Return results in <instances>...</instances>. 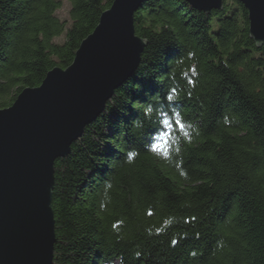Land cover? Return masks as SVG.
I'll return each instance as SVG.
<instances>
[{
	"label": "trees",
	"instance_id": "1",
	"mask_svg": "<svg viewBox=\"0 0 264 264\" xmlns=\"http://www.w3.org/2000/svg\"><path fill=\"white\" fill-rule=\"evenodd\" d=\"M113 1L0 0V109L68 67ZM135 26L138 70L56 160L53 264H264V43L248 9L144 0Z\"/></svg>",
	"mask_w": 264,
	"mask_h": 264
},
{
	"label": "water",
	"instance_id": "2",
	"mask_svg": "<svg viewBox=\"0 0 264 264\" xmlns=\"http://www.w3.org/2000/svg\"><path fill=\"white\" fill-rule=\"evenodd\" d=\"M144 0H114L66 68L21 90L0 109V264H53L57 241L53 207L55 163L105 111L108 101L138 70L148 40L135 12ZM200 11L224 0H187ZM250 34L264 43V0H240Z\"/></svg>",
	"mask_w": 264,
	"mask_h": 264
},
{
	"label": "rangeland",
	"instance_id": "3",
	"mask_svg": "<svg viewBox=\"0 0 264 264\" xmlns=\"http://www.w3.org/2000/svg\"><path fill=\"white\" fill-rule=\"evenodd\" d=\"M223 4H224V1H223ZM69 8H70V5L67 1L64 2V5H63V8H61L59 11H58V14L60 15L61 18L63 19H68L69 18ZM214 10V9H213ZM218 10H221V9H218ZM136 13V12H135ZM64 39L63 36H61L60 38L57 39V41H62ZM123 86V85H122Z\"/></svg>",
	"mask_w": 264,
	"mask_h": 264
},
{
	"label": "clouds",
	"instance_id": "4",
	"mask_svg": "<svg viewBox=\"0 0 264 264\" xmlns=\"http://www.w3.org/2000/svg\"><path fill=\"white\" fill-rule=\"evenodd\" d=\"M164 148H165V145L162 144V143H157V144L154 146V150H156V151H163ZM129 162H131V161H129Z\"/></svg>",
	"mask_w": 264,
	"mask_h": 264
},
{
	"label": "snow or ice",
	"instance_id": "5",
	"mask_svg": "<svg viewBox=\"0 0 264 264\" xmlns=\"http://www.w3.org/2000/svg\"><path fill=\"white\" fill-rule=\"evenodd\" d=\"M165 124H169V121L165 120ZM170 126V125H169ZM181 128H183V124L181 123ZM185 135H187V132H185Z\"/></svg>",
	"mask_w": 264,
	"mask_h": 264
}]
</instances>
